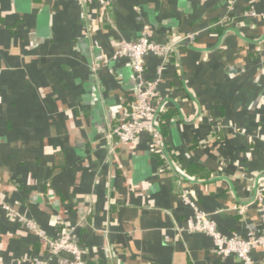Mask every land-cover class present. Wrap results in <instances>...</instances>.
Instances as JSON below:
<instances>
[{
  "label": "crops",
  "instance_id": "crops-1",
  "mask_svg": "<svg viewBox=\"0 0 264 264\" xmlns=\"http://www.w3.org/2000/svg\"><path fill=\"white\" fill-rule=\"evenodd\" d=\"M143 34L180 40L159 84L164 150L149 132L113 150L135 97L113 53ZM161 61L147 57V77ZM263 187L264 0H0V195L44 234L75 228L87 264H244L191 230L182 192L248 237ZM0 264L57 261L0 208Z\"/></svg>",
  "mask_w": 264,
  "mask_h": 264
},
{
  "label": "built area",
  "instance_id": "built-area-1",
  "mask_svg": "<svg viewBox=\"0 0 264 264\" xmlns=\"http://www.w3.org/2000/svg\"><path fill=\"white\" fill-rule=\"evenodd\" d=\"M94 1L103 7H108L112 0H81V2ZM246 16L257 15L254 8L245 11ZM192 38L193 36H189ZM180 40L157 41L147 34L141 35L136 41L123 40L113 53V59L127 57L135 79V97L131 114L111 128L110 136L115 139L113 150L121 145L134 143L144 132L152 135V149L156 152L164 150V137L158 126L159 104L161 91L159 84L167 67L169 59L174 56ZM157 55L162 61L157 67L154 78L146 76L147 57ZM263 188L257 191L256 198L263 201ZM182 198L195 207V214L191 222V230L209 234L213 239L214 252L224 258L234 256L244 264H264V208L262 210V223L257 234L248 237L234 234L226 236L219 231L217 223L208 213L196 207L192 198V189L185 188ZM0 208L18 217L30 229L34 230L47 244L50 259H56L57 264H87L84 259L85 250L80 246L75 235V228L66 230L59 238H52L44 234L30 219L22 216L0 195ZM260 249L262 257L255 259L253 252ZM39 263H43L39 261Z\"/></svg>",
  "mask_w": 264,
  "mask_h": 264
},
{
  "label": "trees",
  "instance_id": "trees-1",
  "mask_svg": "<svg viewBox=\"0 0 264 264\" xmlns=\"http://www.w3.org/2000/svg\"><path fill=\"white\" fill-rule=\"evenodd\" d=\"M163 124H164V121H162L161 119H158V126H159V128H160L161 131H162L161 128H162V125ZM160 161L162 162L163 159H160ZM172 161L174 162V160H172ZM174 164L176 165V162H174ZM176 166H178V165H176ZM178 169L182 172L181 174H182L183 178H185V177L188 178L189 177V175H188V173L186 171L185 172H184V170L182 171L180 167Z\"/></svg>",
  "mask_w": 264,
  "mask_h": 264
}]
</instances>
